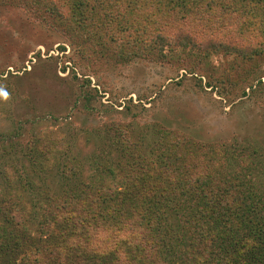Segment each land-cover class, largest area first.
<instances>
[{"label":"trees","instance_id":"trees-1","mask_svg":"<svg viewBox=\"0 0 264 264\" xmlns=\"http://www.w3.org/2000/svg\"><path fill=\"white\" fill-rule=\"evenodd\" d=\"M59 2L84 29L89 25L85 19L88 13L103 12L98 26H104L113 6L124 5L118 6L124 14L141 16L151 26V56L165 57L168 46L200 51L206 57L216 52L235 54L248 64L240 80L257 79L259 86H264V0ZM16 4L31 11L42 6V1L18 0ZM43 7L44 14L64 16L53 1ZM199 21L207 24L204 42L198 32L185 27ZM136 23L140 26L141 21ZM165 24H172V34L160 29ZM136 42L134 53L119 57H141L144 41ZM206 85L216 87L212 81ZM248 87L253 88V84ZM155 127L159 140L151 139L150 159L137 155L141 139L129 145L125 137L121 139L124 142H116L114 135L115 147L109 146V152L92 163L97 173L101 170L107 175L100 178L101 183L97 178L84 179L83 163L70 157V145L58 138L55 143L52 138H43L41 145H27L22 156L26 162L15 170V179L7 174L10 167L5 161V175L0 177L5 206V222L0 224V264H36L43 258L50 264H65L70 257L72 264H264L263 150L261 155L257 146L202 142L181 131ZM117 132L119 137L126 135ZM117 168L124 177L109 185L105 180L114 176ZM52 174L59 179L48 180L46 176ZM45 177L49 183L34 186L35 178ZM133 182L138 190L129 189ZM30 189L28 205L41 219L37 235L41 240L51 236L43 248L27 245L30 224L22 197ZM128 199L134 208L127 206L131 204ZM105 231L106 242L97 236ZM85 232L90 238L82 242L80 235ZM67 243H74L77 249L73 246L69 251ZM84 243L88 252L79 249ZM33 252L37 254L34 257Z\"/></svg>","mask_w":264,"mask_h":264},{"label":"rangeland","instance_id":"rangeland-1","mask_svg":"<svg viewBox=\"0 0 264 264\" xmlns=\"http://www.w3.org/2000/svg\"><path fill=\"white\" fill-rule=\"evenodd\" d=\"M39 1L42 6L29 11L16 4L18 0H0V177L5 175V161L9 177H17L15 170L27 159L22 157L27 145H41L43 138L55 143L58 138L70 145V157L83 163L84 179L97 178L99 183L107 175L101 170L97 173L92 163L101 160L109 146L115 147L114 135L116 142L125 137L129 145L141 139L137 155L150 159L151 139L159 140L155 126L161 131H181L202 142L257 146L263 154L264 147L258 145L264 146V86H259L257 79L240 80L248 66L241 57L223 52L206 57L200 51L168 46L166 56L159 59L151 56V26L141 16L124 14L119 8L124 5L113 6L104 26H98L103 12L88 13L85 19L89 25L84 29L59 0L47 3L55 2L62 17L44 14L47 0ZM136 21H141L140 26ZM206 25L199 21L185 27L198 32L204 42ZM160 29L172 34L174 27L165 24ZM136 40L144 41L142 56L120 58L121 53H134ZM207 81L216 87H208ZM116 130L126 135L119 137ZM260 159L264 161L263 156ZM46 177L59 179L57 174ZM46 177L35 178L34 186L49 183ZM123 177L117 168L105 181L113 185ZM54 186L59 187L57 183ZM31 189L22 197L27 224L31 225L27 245L43 248L51 236L41 240L37 235L41 219L28 205ZM129 189L138 187L133 182ZM2 200L0 196V224L5 222ZM128 200L131 204L127 206L134 208V202ZM97 236L106 242L108 233ZM89 238L87 232L80 235L82 242ZM73 246L67 243L69 251ZM87 247L84 243L79 249L88 252ZM71 261L72 257L65 264L74 263ZM43 262L50 264L45 258Z\"/></svg>","mask_w":264,"mask_h":264}]
</instances>
